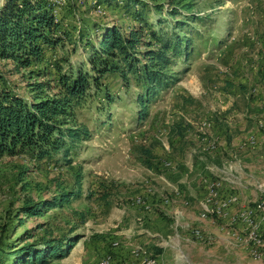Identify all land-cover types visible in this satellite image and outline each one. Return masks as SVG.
I'll return each instance as SVG.
<instances>
[{
	"label": "rangeland",
	"instance_id": "374dc122",
	"mask_svg": "<svg viewBox=\"0 0 264 264\" xmlns=\"http://www.w3.org/2000/svg\"><path fill=\"white\" fill-rule=\"evenodd\" d=\"M174 1L203 24L190 29L192 56L175 69L180 81L161 93L145 120L137 103L141 90L107 76L104 88L114 103L92 94L76 109V120L93 137L71 165L35 162L26 154L0 158V264H14L27 243L46 233L80 237L68 256L50 264H264V0ZM100 2L102 14L91 0H68L61 23L70 40L64 50L47 49L38 67L16 74L0 60L8 85L29 98L36 72L55 77L54 64L64 52L79 62L87 34L94 37L97 26L128 31L140 24L124 3ZM139 2L146 12L161 7L172 24L181 20L165 16L170 0ZM152 13L148 18L155 23L160 14ZM219 180L220 192L236 197L230 211L253 209L261 223L260 257L238 240L246 237V225L202 216L208 185ZM79 182L80 199L41 217L22 211L27 197L48 200ZM137 197L149 207L137 204Z\"/></svg>",
	"mask_w": 264,
	"mask_h": 264
},
{
	"label": "trees",
	"instance_id": "16d2710c",
	"mask_svg": "<svg viewBox=\"0 0 264 264\" xmlns=\"http://www.w3.org/2000/svg\"><path fill=\"white\" fill-rule=\"evenodd\" d=\"M107 1L124 3L140 24L128 31L117 25L97 26L94 37L87 34L88 51L79 62L73 63L64 52L54 64L55 77L47 76L46 71L36 72L38 79L30 84L29 98L17 94L0 72V158L26 154L35 162L71 165L82 145L93 137L89 126L76 120V109L92 94L104 95L108 106L114 103L104 88L107 76H118L126 88L135 84L141 90L137 98L141 121L161 93L180 81L181 74L175 69L182 58H191L190 29L202 25V18L184 14L186 6L181 9L174 0L165 10L170 19L180 17L173 24L161 16V7L146 12L147 6L139 0ZM150 13L160 14V18L155 23L150 21ZM69 37V30L54 20L44 0H5L0 9V60L11 64L16 74L38 67L47 49L64 50ZM80 184L76 189H61L48 200L27 197L22 211L29 217H41L51 209L62 208L83 196ZM79 238L46 233L27 243L14 264H50L68 256Z\"/></svg>",
	"mask_w": 264,
	"mask_h": 264
},
{
	"label": "built area",
	"instance_id": "2783aa9c",
	"mask_svg": "<svg viewBox=\"0 0 264 264\" xmlns=\"http://www.w3.org/2000/svg\"><path fill=\"white\" fill-rule=\"evenodd\" d=\"M5 0H0V9L2 8ZM56 22H62L63 11L68 4V0H44ZM78 3H82L84 0H76ZM96 13H103V6L100 0H91ZM167 165H170L167 163ZM222 182L213 181L208 185V190L210 192V197L204 204L203 217H209L210 215L218 214L220 217L229 218L233 224L239 223L244 224L247 227L246 237H238V240H243L250 245V250L255 257H260L262 255V239H261V223L256 220L253 209L243 208L237 213L233 214L230 211V207L234 202H236V197L233 194L223 195L220 192V187ZM137 204H144L145 200L143 197H137L135 199ZM148 208L149 205L146 204ZM259 207L264 209V203H260ZM147 264H156L154 259L146 261ZM100 264H109L108 259H103Z\"/></svg>",
	"mask_w": 264,
	"mask_h": 264
},
{
	"label": "crops",
	"instance_id": "0c3cea01",
	"mask_svg": "<svg viewBox=\"0 0 264 264\" xmlns=\"http://www.w3.org/2000/svg\"><path fill=\"white\" fill-rule=\"evenodd\" d=\"M208 222H210V223H214V221H208ZM216 230H217V232L219 233V232H221L220 230H219V227L217 226V228H216ZM220 239H221V242L224 244L226 241L228 242V239H227V236L224 234V235H222L221 237H220ZM226 246V245H225ZM242 250V249H241Z\"/></svg>",
	"mask_w": 264,
	"mask_h": 264
}]
</instances>
